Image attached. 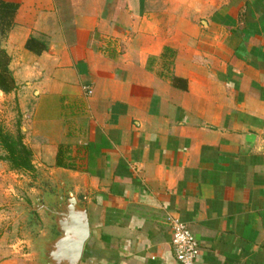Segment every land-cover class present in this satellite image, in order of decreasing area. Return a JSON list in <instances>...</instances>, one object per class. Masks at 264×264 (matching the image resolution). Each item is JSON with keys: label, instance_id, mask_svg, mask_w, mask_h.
Instances as JSON below:
<instances>
[{"label": "crops", "instance_id": "crops-1", "mask_svg": "<svg viewBox=\"0 0 264 264\" xmlns=\"http://www.w3.org/2000/svg\"><path fill=\"white\" fill-rule=\"evenodd\" d=\"M3 1L0 93L30 102L35 169L85 205L78 264H181L171 217L194 264H264V0ZM42 204L0 264L38 263Z\"/></svg>", "mask_w": 264, "mask_h": 264}, {"label": "rangeland", "instance_id": "rangeland-1", "mask_svg": "<svg viewBox=\"0 0 264 264\" xmlns=\"http://www.w3.org/2000/svg\"><path fill=\"white\" fill-rule=\"evenodd\" d=\"M22 102L17 97L0 93V124L9 132H15L17 124L22 131L25 124L23 116L30 105V102L25 100L27 104L21 108L19 105ZM25 106L28 109L22 112L21 109H26ZM36 166L38 167L36 175L31 176L29 173L10 169L6 161L0 160V245L12 244L16 238L26 241L27 236L38 230L37 228L33 230L28 210L34 211V206L39 210L36 206L39 203L49 205L54 203L52 199L58 184H55V180L47 178L50 175L49 169ZM40 212L39 217L43 219L42 223L45 226L40 231L53 235V215L44 209ZM37 219L39 221V218ZM37 264H45V261H38Z\"/></svg>", "mask_w": 264, "mask_h": 264}, {"label": "water", "instance_id": "water-1", "mask_svg": "<svg viewBox=\"0 0 264 264\" xmlns=\"http://www.w3.org/2000/svg\"><path fill=\"white\" fill-rule=\"evenodd\" d=\"M54 195L52 205L42 204L53 215L54 233L44 239L39 261H45V264H78L89 236L85 205L71 191H65L62 185H57Z\"/></svg>", "mask_w": 264, "mask_h": 264}, {"label": "trees", "instance_id": "trees-1", "mask_svg": "<svg viewBox=\"0 0 264 264\" xmlns=\"http://www.w3.org/2000/svg\"><path fill=\"white\" fill-rule=\"evenodd\" d=\"M17 6L0 0V40L6 30L12 25L13 14ZM9 56L0 48V90L9 93L15 87L11 71L8 68ZM0 160L6 161L10 169L35 174L36 169L32 162L33 153L25 143L23 132L17 124L15 132H9L0 124ZM60 162L57 161V164Z\"/></svg>", "mask_w": 264, "mask_h": 264}, {"label": "built area", "instance_id": "built-area-1", "mask_svg": "<svg viewBox=\"0 0 264 264\" xmlns=\"http://www.w3.org/2000/svg\"><path fill=\"white\" fill-rule=\"evenodd\" d=\"M172 245L176 259L181 264H194L198 243L189 228L177 217L169 218Z\"/></svg>", "mask_w": 264, "mask_h": 264}, {"label": "flooded vegetation", "instance_id": "flooded-vegetation-1", "mask_svg": "<svg viewBox=\"0 0 264 264\" xmlns=\"http://www.w3.org/2000/svg\"><path fill=\"white\" fill-rule=\"evenodd\" d=\"M36 173V172H35ZM36 174H34V176H35ZM30 214V213H29ZM30 220H31V223L33 224L34 222H33V218L30 216Z\"/></svg>", "mask_w": 264, "mask_h": 264}]
</instances>
